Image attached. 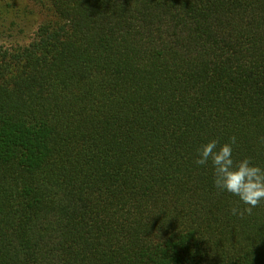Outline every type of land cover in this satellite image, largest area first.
Listing matches in <instances>:
<instances>
[{"label": "trees", "instance_id": "16d2710c", "mask_svg": "<svg viewBox=\"0 0 264 264\" xmlns=\"http://www.w3.org/2000/svg\"><path fill=\"white\" fill-rule=\"evenodd\" d=\"M36 9L0 44V264H264V200L195 163L235 136L264 169V0Z\"/></svg>", "mask_w": 264, "mask_h": 264}, {"label": "clouds", "instance_id": "9594fccd", "mask_svg": "<svg viewBox=\"0 0 264 264\" xmlns=\"http://www.w3.org/2000/svg\"><path fill=\"white\" fill-rule=\"evenodd\" d=\"M261 142H264V137ZM235 143L236 137L232 136L229 142L218 147V141L213 139L198 149L199 156L195 163L205 165L211 161L215 187L239 197L246 207H233L231 214L243 216L245 213L251 214L253 208L264 200V169L253 164L250 158L234 161L232 145Z\"/></svg>", "mask_w": 264, "mask_h": 264}, {"label": "rangeland", "instance_id": "374dc122", "mask_svg": "<svg viewBox=\"0 0 264 264\" xmlns=\"http://www.w3.org/2000/svg\"><path fill=\"white\" fill-rule=\"evenodd\" d=\"M10 2L25 13L20 11L21 17H16L18 12L15 15L13 10L8 11L10 14L4 12L0 15V44L6 47L25 45L34 36L43 15L36 9L37 0H10Z\"/></svg>", "mask_w": 264, "mask_h": 264}]
</instances>
